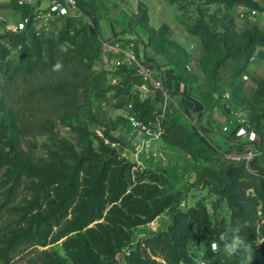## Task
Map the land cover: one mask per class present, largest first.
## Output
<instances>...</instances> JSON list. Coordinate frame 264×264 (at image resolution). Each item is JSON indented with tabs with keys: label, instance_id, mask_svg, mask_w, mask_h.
<instances>
[{
	"label": "rangeland",
	"instance_id": "obj_1",
	"mask_svg": "<svg viewBox=\"0 0 264 264\" xmlns=\"http://www.w3.org/2000/svg\"><path fill=\"white\" fill-rule=\"evenodd\" d=\"M206 1L187 0L182 13L163 0H79L82 16L71 29L59 19L38 28L41 42L60 50L71 48L75 28L122 42L163 79L169 96L150 84L139 96L129 73L113 62L116 54L101 52L95 78L76 94V109L48 123L45 132L24 130L0 97V253L18 244L0 264H130L132 257L151 264H186L182 257L205 263L208 242L222 246L213 236L222 221L230 236L250 237L242 218L255 228L253 250L264 251V154L256 158L262 179L250 178L242 168L243 150L257 148L228 135L241 123L251 125L249 112L230 100L234 64L214 73L221 47L185 27L203 11L211 29L222 31L226 6ZM231 12L237 32L253 25ZM143 13L156 39L141 23ZM25 44L34 48L30 38L0 35V86L7 61ZM247 74L238 83L251 97ZM134 112L158 116L163 128L173 119L183 124L187 149L141 133L129 121ZM250 166L245 168L253 173ZM224 188L229 193H221ZM91 205L97 209L86 217ZM21 235L29 240L19 244Z\"/></svg>",
	"mask_w": 264,
	"mask_h": 264
},
{
	"label": "trees",
	"instance_id": "obj_2",
	"mask_svg": "<svg viewBox=\"0 0 264 264\" xmlns=\"http://www.w3.org/2000/svg\"><path fill=\"white\" fill-rule=\"evenodd\" d=\"M163 1L169 5L178 6L182 13L186 11L187 0ZM206 4L208 6H226L227 12L224 14L223 22H221L222 31L215 33L211 29L210 23L212 21L207 20L203 11H199V18L194 26L185 25V27L189 34L199 36L203 42L218 44L221 47L222 58L217 62L214 73L222 69L228 61L233 62L230 100L238 106L244 107L249 112L251 128L258 135V140L252 146L264 154V78L251 97L247 95L245 88L238 83L240 78H244L243 74L250 67L251 60L255 57L257 49H264V30L258 24H253L241 33L237 32L235 19L231 12L233 11L237 16L238 7L241 5L251 9H261V7L255 0H207ZM77 19L75 17H65L59 20H67V29H71L72 24ZM149 21L147 13H143L141 23L145 26L147 33L150 34V38L156 39L157 31L150 28ZM75 32L73 38H68L71 48L66 50L58 49L56 43L49 40L42 43L41 38L38 37V31H35L32 26H29L27 30L19 34L10 33L15 39L30 38L34 48L31 49L25 44L23 52H18L16 58L7 61L3 83L0 86L1 104L4 110L23 122L24 130H28L29 133L45 132L48 123L56 118L69 116L76 109L77 92L81 89L84 90L95 78L93 72L94 64L100 53L105 52L102 43L104 40L99 38L97 34L88 36L84 31H79L77 28H75ZM65 36L67 37L68 35L65 33L62 37L64 38ZM81 36L82 42L78 43L77 39ZM158 39L164 41L163 38ZM164 42L175 45L173 42ZM15 45L17 47V43ZM124 72L129 73L130 77L128 79L134 80L135 88L144 83L142 77L137 76L135 71L125 70ZM214 79L215 74H212L211 81H214ZM27 113L30 116H27ZM153 117L154 115L150 118ZM200 131L204 135L211 133L207 128H200ZM232 133L230 132L228 135L236 143L246 147V144L239 142ZM162 140L169 146L186 150L188 131L183 124L175 122L173 119L167 124ZM246 152L247 149H244L243 154ZM256 158L250 163L251 166L250 164L248 165L252 168L253 173L246 170V161L242 162V168L245 169L250 178H252L251 176L261 178L263 173L260 170H256L258 159ZM262 184L264 185V182ZM205 185H210V183L206 182ZM249 188V185L243 186L242 189L244 191L242 190V194H245ZM221 193L226 194L229 191L224 188ZM96 209L97 207L91 205L86 217L94 214ZM50 218L54 217L51 216ZM242 219L243 232L248 233L250 237L246 241L242 239L244 244L239 246L235 253L229 255L225 251L224 246L225 244H230L233 237L228 234V227L222 221L221 230H214L213 236L221 237V235H225V239L222 240V246L218 252H214L211 241L208 242L209 248L204 259L205 264H221L222 253L225 254L222 256L225 259L223 264H264V251L253 250L252 247L255 242V228L246 218ZM28 240V236L21 235L17 242L22 244ZM245 246L248 247V251H245ZM10 248L2 254L0 253V260L9 261V258H12V256H8L10 250L17 251L18 244L15 245L13 243ZM249 255H251V260L247 258ZM132 258H128V260L132 261L130 264H151L141 262L138 259L132 260ZM182 258L186 264H197L187 260V258Z\"/></svg>",
	"mask_w": 264,
	"mask_h": 264
},
{
	"label": "built area",
	"instance_id": "obj_3",
	"mask_svg": "<svg viewBox=\"0 0 264 264\" xmlns=\"http://www.w3.org/2000/svg\"><path fill=\"white\" fill-rule=\"evenodd\" d=\"M255 1L260 5L261 9H251L241 5L238 7L237 17L241 20H253L264 17V0ZM81 16L79 0H0V35L6 33L19 34L27 30L29 26L39 31L38 28L43 29L51 19L80 18ZM102 43L105 53L116 54L113 62L118 69L135 71L137 76L142 77L144 83L136 86V93L139 96L149 90L147 85L150 84L162 94V97L168 98L169 90L165 87L163 79L156 78V74L149 64H140L131 48L125 47L120 41L104 40ZM129 107L133 109V105ZM128 118L131 124L140 129L141 133L146 134L151 139L162 140L166 128L158 125L160 122L158 116L150 119L144 116L140 118L134 112L129 114ZM153 126L154 128H152ZM224 130L226 132L229 131V127H225ZM232 134L246 146H252L258 140L256 131L251 128V125L246 123L239 124ZM259 154L260 152L257 149H247L243 158L249 165ZM217 251L218 245L214 252ZM198 264L205 263L201 261Z\"/></svg>",
	"mask_w": 264,
	"mask_h": 264
},
{
	"label": "crops",
	"instance_id": "obj_4",
	"mask_svg": "<svg viewBox=\"0 0 264 264\" xmlns=\"http://www.w3.org/2000/svg\"><path fill=\"white\" fill-rule=\"evenodd\" d=\"M249 21L250 24H258L264 28V17H259L253 20H245ZM244 22V21H243ZM261 28V27H260ZM255 60V64L252 65V62ZM248 74L246 79L250 81L249 85L252 88V95L264 78V49L258 48L255 57L251 60L250 67L246 71ZM173 84V82H172Z\"/></svg>",
	"mask_w": 264,
	"mask_h": 264
},
{
	"label": "clouds",
	"instance_id": "obj_5",
	"mask_svg": "<svg viewBox=\"0 0 264 264\" xmlns=\"http://www.w3.org/2000/svg\"><path fill=\"white\" fill-rule=\"evenodd\" d=\"M57 67H58V65H57ZM220 239L224 240L225 239V235H221ZM243 244H244V241L242 240V238L238 234H236V235L233 236L232 241H231L230 244H225V246H224L225 247V251L229 255H231V254L235 253L237 248L239 246L243 245ZM212 249H213V251H216L217 245L213 244L212 245ZM248 250H249L248 247L245 246V251H248ZM247 258H248V260H251V255H249Z\"/></svg>",
	"mask_w": 264,
	"mask_h": 264
}]
</instances>
